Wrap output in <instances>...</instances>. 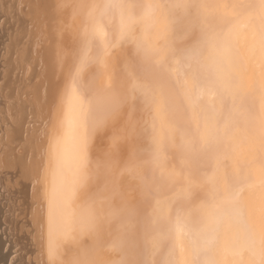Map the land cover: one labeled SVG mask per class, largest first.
Wrapping results in <instances>:
<instances>
[{"label":"bare ground","instance_id":"6f19581e","mask_svg":"<svg viewBox=\"0 0 264 264\" xmlns=\"http://www.w3.org/2000/svg\"><path fill=\"white\" fill-rule=\"evenodd\" d=\"M199 5L207 8L209 0ZM175 7L185 6L175 0H0V98L9 114L16 102L28 103L38 126L37 134H31L34 159L25 165L24 157L14 156L2 181L7 192L17 196L12 207L16 221L27 228L23 237L17 232L15 241L27 247L29 240L34 247L30 256L40 244L43 264H140L143 238L150 244L145 264H264V0H236L217 13L205 10L200 17L206 25L195 35L199 38L176 47L184 25L192 34L199 18L192 10L175 13ZM214 16H231L232 21L209 28L208 19ZM32 19L39 21L36 36L27 30ZM56 29H65L62 37L68 33L71 39L57 37ZM35 37L41 49L33 45ZM59 37L75 43L74 48L65 43L72 50L70 60L69 49L62 53ZM119 39L129 41L139 55L136 61L128 57L124 69L129 93L137 103L154 99L157 121L151 120L147 128L160 137L154 164L172 181L184 182L156 198L151 228H144L117 199L121 181L109 177L115 174L110 166L118 161L113 159L118 149L113 122L124 117L119 112L113 120L109 114L120 111L127 95L117 85L119 78L113 83L111 76L112 84L108 79V56ZM158 39L163 40L158 50L165 54L164 69L172 79L162 87H157L158 67L142 64H148V53L156 62ZM168 53L172 55L165 57ZM34 62L41 66L37 85L31 83L37 75L32 80L29 74ZM16 65L21 73L17 100L19 77L11 81ZM151 70L153 84L141 74ZM179 99L184 107L178 106ZM100 124L103 132H112L104 133L109 147L101 150L109 157L93 148L96 135H104ZM11 129L8 144L0 149L2 165L18 148L23 121L18 119ZM140 134L136 130L135 135ZM199 143L204 148L218 146L202 158L201 164L211 169L196 179L190 169L196 163L188 166L186 159L195 160L200 152L193 148ZM164 144L178 149L167 156ZM181 151L185 156L179 165L187 166L184 169L175 162ZM213 156L215 164L209 162ZM191 189L200 190L193 200ZM182 197L190 200L185 209L174 204Z\"/></svg>","mask_w":264,"mask_h":264},{"label":"rangeland","instance_id":"374dc122","mask_svg":"<svg viewBox=\"0 0 264 264\" xmlns=\"http://www.w3.org/2000/svg\"><path fill=\"white\" fill-rule=\"evenodd\" d=\"M235 1L236 0H226V1L225 0H209V6L207 8H204V7L199 5L201 0H175V2L177 4H183L185 6V7L173 8L175 13H181L182 11L192 10L193 12L196 13L195 15H197V18H199L196 21V25L193 26V28L191 29V30H193L192 34L189 33V31H186L188 29L189 25H184V27H183L184 29L182 30V34H181V38H179L178 40L177 39L175 40L176 41L175 47H176V45L187 46V44H189L193 40L199 38V37L196 38L195 35L198 34L202 29H204V26L206 25L204 20L200 17L202 14H204L205 10H207V12L209 10H211V11L216 12V13L222 9L228 10V7L234 5ZM51 4L52 3L50 2L49 5L52 6ZM53 17H54V15H53ZM208 20H209V22H208L209 28H211V27L220 28V27H226L228 24H230L232 21V17L228 16V17L222 18V17L214 16V17H209ZM2 21L3 20H1V18H0V25H1ZM32 22L34 23L35 20L32 19L30 22L28 21L29 26H28L27 30L29 28H31L28 30V34L32 35V32H33V34L35 33V36H36V27L38 26L37 24H39V21L35 22L34 24ZM53 22H55V21H53ZM31 26H33V28H35V32L33 31L34 29ZM64 27L66 28L67 25H65ZM57 29H56L57 37L58 36L62 37L63 36L62 33L63 32L65 33L66 30L64 29V31L63 30L60 31L61 30V28H60V30L57 31ZM67 29H68V27H67ZM188 30H190V29H188ZM37 32H39V31H37ZM51 32H53V28H51ZM60 32H61V35H58ZM139 34H140L139 30H138V32H135V34H134V35H136L135 40L139 39ZM52 35H54V34H52ZM66 35L64 34V37H62V38H64V41H65V39H66V41L68 39H71V37H67ZM69 36H71V35L69 34ZM61 37H59L58 40H61V42L64 43L63 44L64 47H62V43L60 41L58 42V43H60L59 46H61L63 48L62 53H64L66 51L65 50L66 48H67V50L69 49L70 52L69 51L65 52V53H68V52L70 53V54L68 53V55H69L68 59H69L71 57L70 55H72V53H71L72 50L70 49V47L69 48L66 47L65 43L70 42V44H71L72 41L69 40L68 42H63ZM77 37L78 36H76V43L78 42ZM35 39L32 38L33 45H35L36 48L41 49V43L39 44V41L37 40L38 38L35 37ZM34 40H35V42H33ZM129 43L130 42L126 41L125 39H119L111 47L110 54L108 56L110 59L109 69H108L109 75H110V76H108L109 83L112 84L111 76H113V83L116 82V80L119 78L120 82L117 85L120 87V89L122 91H124L127 94L126 98H124L123 102L120 104V106H121L120 111H118L119 109L117 110L118 112L112 110L110 113H113V114H109L110 116L112 115L111 116L112 118L111 117L110 118L113 120H114L113 117L115 115L117 116L119 114V112H122L124 117H125V118L122 117V115L119 118L115 117V120L113 122V125L116 126V128L114 129V132L116 133V136H117L116 137V139H117L116 148H118L117 150H115V151H117L116 153H114L115 151L113 152L114 153L113 159L114 160L117 159L118 161L117 160H116L117 162L115 161L116 164H114V166H110V170L112 172L111 174H113L114 172H115V174H113L114 176H109V177L111 180L118 179L121 181V183H120L121 188H120V184H118V187L116 185V187L118 188L117 189L118 191L116 193V195L118 194L117 199H119L121 202H123V205L126 209H128V210H130L136 214V218L138 219L140 224L143 225L144 228H151V225H152L151 224V215H152L151 210L153 209V205L155 203L156 198H158L159 196H162V195L173 193L176 190V187L180 186V184H182V186H183L184 182H182V183L178 182L177 183V182L172 181V177L167 176L165 174V172L163 171V168L160 169V166L154 164V158H155L154 147H155V145L157 146L158 143L160 142V137H159V134L152 133L147 128H148L151 120L157 121V118L155 117L156 112L154 110V104L155 103H154V99H152L151 97L149 99H146V101H141V103H137L133 97L134 95L129 93L128 86H129L130 82L127 79L129 77V75L124 69H125V66L128 64V60H127L128 57H130L133 61H136L138 59V56H139L137 54H134V52H132L133 50L131 49ZM155 43H156L157 54H160V55L156 56V62L155 61L153 62L154 57H155L153 55V53H148V55H146V57L144 56L145 58L143 57L144 61L145 62L147 61L148 64L147 65L145 63H142V64L145 67L149 66L152 68L153 64H155L154 67H158V69H157L158 73L156 74V77H158V79H156V81H158V83H160V86L157 85V87H162V83H164L168 79L172 81V79L169 78L170 77V75L168 73L169 71L167 69H164L165 68L164 67L165 61H163L162 55H165V54H163V52L158 50L162 46L163 40L158 39ZM36 44L38 46H36ZM70 44L68 43L69 46H70ZM72 44H73V42H72ZM72 44H71V46H72V48H74L73 45H75V43L73 45ZM78 46L79 45H77L76 47L78 48ZM35 47H33V50ZM60 52H61V50H60ZM60 55H59V57H61ZM171 55H172V53L171 54L168 53V54H166L165 57L171 56ZM1 56H2V52L0 53V62H1L0 66H2V61H1L2 57ZM65 56H67V54ZM14 58H16V57H14ZM64 58H66V57L63 56L62 59L64 61H66ZM37 60L39 61V57L36 56V61ZM67 62H70V61H67ZM14 63H16V61H14ZM37 63L34 62V65L32 64V66H30L29 74H30L31 79H32V77H36V75H37L36 79L35 78L32 79V80L35 79L33 82L31 81L32 85L34 83H35L34 85L41 84V81H42V80H40L41 78H39V76L41 75L39 72L40 71L39 69H41L40 68L41 66L38 68L39 64L37 65ZM65 65L67 67L71 66V65H67V64H65ZM95 66H94V68H95ZM1 69H0V73L2 71ZM35 69L38 71H36ZM65 69H67V71H68V68L65 67ZM152 71L153 70L147 71V73H145V71H141V74H142V77H144V80L146 82H150L153 84L155 82V79L152 78V76H153ZM32 72H35V73L37 72V74L32 73ZM38 72H39V76H38ZM2 75L3 74L1 73L0 86H1V82L3 80ZM16 76L19 77V79H18V82L16 85L15 98H16L17 91L20 90V87H21V73H20V68H18V65H16V67H15V71L12 74L11 81ZM173 78L176 80V77H173ZM38 79L40 81L39 83H38ZM174 83H175V81H174ZM175 90L177 91V87H175ZM122 91H121V93H122ZM127 91H128V93H127ZM125 93H124V95H125ZM31 97H32V95H30V98ZM22 98L24 101V97H21V101H22ZM16 100H17V98H16ZM0 103H1L0 107L3 106L2 108H0V113H1V115H0V129H1L0 130V149H5L4 148L5 144L6 145L8 144L7 143L8 139H6V137H8V134H9L8 130L11 132V130H12L11 128L13 127L14 123H16L18 121V119L23 121V135L20 137L19 141H16V143L17 142H19V143L15 144L16 146H18V148L17 149L15 148V151H14V153L16 155L15 154L13 155V153H12V156H9L8 158H3V162H4L3 165L1 164V161H0V180H1V182H3L4 181L2 179L3 173L7 172L9 170V166H10L8 161L11 159L13 160L14 156L24 157L25 165L29 164L34 159L35 151H36L35 147H34L35 136L31 137V134H32V132H36V134H37L38 126L34 122V120L32 121L33 117L30 114L31 112H30V108L28 106V103L19 106L18 102H16V107H15V105L12 106V111L10 112V114L8 112V109L6 108V105H4L3 100L1 98H0ZM177 104H178V106L184 107V102L181 99L178 100ZM187 114H188V111H187ZM12 117H14V118H12ZM121 118H122V120H121ZM24 119H25V121H24ZM123 119H125V120L123 121ZM109 121H112V120H109ZM10 123L13 125L11 126ZM5 125H6V127H5ZM101 125H103V124H100L99 129L102 127ZM108 126H110V125H108ZM102 128L100 129L101 131H102ZM107 129L105 130L106 133L102 131L103 132L102 134L108 133V135H110L112 133V132H110L109 129H108V131H109L108 132ZM138 129L141 131V134L135 135V132ZM160 129H161V127H160ZM25 133L27 135H25ZM100 133L98 135H96L94 143H93V144L96 143L93 148L97 149L98 152H96V153H98V155H100L99 151L101 152L102 149L107 150L109 147L108 137L105 134H104L105 136L104 135L99 136ZM24 137L26 140L24 139ZM103 137H105V138H103ZM103 139H105V140L107 139L106 141L108 144H105L106 141L104 140V146H103L102 145ZM164 145H165L164 150H165L167 156H170L171 154L174 155V152L178 149L177 147L172 149V144H164ZM9 146L12 147L10 144H9ZM22 146L23 147L26 146L25 153L23 152L24 149L22 148ZM217 146L215 145V143L213 145H211L209 148H204L201 145V143L194 146L193 151L197 150V153L198 152H200V153L197 156H195V160L186 159V162L189 163L188 166H190L193 163H196L192 168H190L192 170L191 176L193 178L201 179L203 173H207L208 170L211 169L210 166H207V165L204 166L201 164L204 162L202 160V158L206 157L209 149H211V148L216 149ZM19 148H21V149H19ZM94 149H93V152H94ZM105 152L102 151L101 155ZM96 153H95V155H97ZM23 154H24V156H23ZM109 154L110 153L106 152L102 156L105 157L107 155V157H109L110 156ZM184 156L185 155H183V153L181 151L180 152V158L181 159H176V161H175L177 166L180 169H184L185 167H187V166L179 165L180 162H182L181 160H183ZM0 159H1V156H0ZM110 162L112 163V160ZM115 162L113 161V163H115ZM209 162L215 164V162H216L215 157L213 156V158L211 160H209ZM115 166H117V167H115ZM1 182H0V264H13V261H15L16 264H43L44 260L41 258L42 254L39 251L40 244L37 247V250H36L37 252L33 253L30 256V250H32L34 247L29 245V243H31V242H29V240H28V243H27L28 246L26 247V245L25 246L23 245L24 246L23 247L21 245L23 247V249L20 252L21 246L18 245V243L20 244V242L16 243L15 240L18 241L16 236L17 237H19V236L23 237V235H22L23 233H21V232H25V230L27 228H25V227L21 228L20 227V226H22V224H21L22 221L21 222L18 221L19 223L16 221V217H17L18 213L17 212L14 213L13 209H12L13 205H15V201H17L16 200L17 196L15 194L10 195L6 190V187H4L5 182H3V183H1ZM12 192L16 193V190H14V191L12 190ZM199 194H200V190L191 189V193L189 196H192L191 200H193L194 197H196ZM15 197H16V199H14ZM12 201H14L13 204H12ZM189 201L190 200H187L186 197H182L180 199H176L174 204H177L180 208L185 209L189 205V203H190ZM12 221L14 224H11ZM14 228H16V230H17L16 232H15ZM12 229H14V231ZM142 229H141V231H143ZM144 231H146V233H149V232H147V230H144ZM148 231H149V229H148ZM17 232L19 233V235H16ZM38 242L40 243V240H38ZM139 243H140V247H139V249H140V264H145L147 261L145 260L144 253L147 250L149 253L150 244H147L146 238H143V240L139 241ZM31 245H32V243H31ZM24 249L26 250V252ZM27 249H28L29 253L27 252ZM26 253H28V255ZM23 254H25V256H22ZM40 254H41V257H40ZM21 257H23V258L25 257V258L22 259ZM33 257H34V260L31 261L33 259ZM41 261H42V263H41Z\"/></svg>","mask_w":264,"mask_h":264},{"label":"snow or ice","instance_id":"6c2138e0","mask_svg":"<svg viewBox=\"0 0 264 264\" xmlns=\"http://www.w3.org/2000/svg\"><path fill=\"white\" fill-rule=\"evenodd\" d=\"M13 264H16V262H15V261H13Z\"/></svg>","mask_w":264,"mask_h":264}]
</instances>
